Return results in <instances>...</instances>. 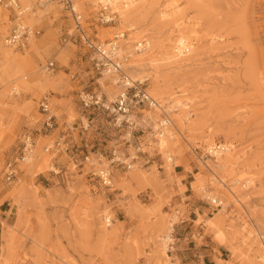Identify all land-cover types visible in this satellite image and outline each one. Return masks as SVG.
Returning a JSON list of instances; mask_svg holds the SVG:
<instances>
[{
    "label": "rangeland",
    "instance_id": "obj_1",
    "mask_svg": "<svg viewBox=\"0 0 264 264\" xmlns=\"http://www.w3.org/2000/svg\"><path fill=\"white\" fill-rule=\"evenodd\" d=\"M17 1L38 34L22 49L6 46L10 11L0 7V264H177V226L189 212L175 202L174 187L190 188L204 211L194 224L201 223L225 246L214 264H264L258 237L264 236V0H136L126 10L134 30L113 9V21L102 24L100 4L72 0L81 8V26L93 46L82 39L67 6ZM175 13L195 31L180 68L151 61L157 42L173 51L165 21ZM115 34H121L116 44L141 36L150 44L132 56L125 50L118 60L134 85L160 104L133 98L128 115L138 122L132 125L127 116L119 121L116 112L83 107L80 98L82 91L94 92L112 105L120 91L134 92L133 83L114 89L104 79L110 61L94 46H105ZM47 61L54 62L52 71L40 68ZM110 89L114 100L107 95ZM44 95L57 122L49 135L38 131ZM163 128L172 132L166 138L172 142L170 163L156 143ZM24 130L35 137L34 151L29 163H19L18 180L8 182L4 166ZM60 135L67 148L45 152ZM217 142L233 157L222 169L212 167L215 156L207 149ZM114 151L123 162L111 165V185L103 187L91 171L105 166ZM87 155L92 167L84 161ZM211 169L222 182L212 181ZM183 171L185 178L178 176ZM210 197L220 198L222 206ZM192 260L188 264H205L198 256Z\"/></svg>",
    "mask_w": 264,
    "mask_h": 264
},
{
    "label": "built area",
    "instance_id": "obj_2",
    "mask_svg": "<svg viewBox=\"0 0 264 264\" xmlns=\"http://www.w3.org/2000/svg\"><path fill=\"white\" fill-rule=\"evenodd\" d=\"M45 2L49 1H57L58 3L63 4L64 6H67L69 11L72 14V18L75 22V28L77 31H79L82 39H84V42L88 44V46H93L89 38L85 35L84 30L81 26V15L76 13L71 9V3L72 0H42ZM0 7L10 11V20H9V28L8 32L4 36V44L8 47H12L13 49H22L26 47L30 40L38 34V30H35L31 28L30 25H28L24 21V12L26 10L25 7H23L17 0H0ZM114 19V16L111 15V12L106 11L105 8H103L99 15L98 20L102 24H107L112 22ZM121 34H115L113 37V40H110L108 42L109 46H114L116 43V38L120 36ZM102 47L101 44H98L94 46L100 54V48ZM188 51L187 48L184 49V52ZM103 57V56H102ZM105 58V57H104ZM109 61V60H108ZM107 69L111 68H119L118 65L113 63L111 65V61L107 62ZM54 67L53 61H47L44 65H42L40 68L44 71H52ZM117 69V70H118ZM130 88L132 87L134 89V92L131 96H129L127 89L122 90L121 93H119L116 101H114L111 105L106 104L104 100L102 99L101 94H97L94 92H81L80 98L82 102L83 107H94L97 109H104L108 110L109 112H116L119 114L120 118L119 121L123 118V120H126V116H128V113L130 111L131 107V101L133 98H136L138 102L146 103L149 106H155L157 104L156 100L149 95L144 89H142L137 84L129 85ZM39 111L42 115V119L40 122V127L38 131L40 133H44V135L51 134L56 128H57V122H56V116L54 113L51 112V107L49 105V97L47 95H44L41 97L38 103ZM168 123V120H163V126ZM83 128H86L83 126ZM162 132V131H161ZM19 145L15 152V156L12 157L10 160H8L4 166V177L5 180L8 182L11 181H17L19 177V163L25 162L30 156H32L34 151V144H35V137L32 133V131L24 130L20 133L19 137ZM68 143L66 142L64 135L58 136L56 139H54L52 142L46 144L44 147L45 150H56L61 151L62 149L67 148ZM212 152L215 151L221 152L223 151L224 145L222 143H214L213 147H211ZM211 151L209 153L212 156H215L212 154ZM84 161H87L89 165L92 167L94 165V162L91 160V158L87 155L84 157ZM107 164L105 166H101L97 169H94L91 171V175L93 177L97 178L98 183L103 187H109L111 185V165L113 164H121L122 157L120 153L117 151H114L112 156L110 154V157L107 158ZM127 167H131V165L127 164ZM55 172V171H54ZM170 249V248H169Z\"/></svg>",
    "mask_w": 264,
    "mask_h": 264
},
{
    "label": "bare ground",
    "instance_id": "obj_3",
    "mask_svg": "<svg viewBox=\"0 0 264 264\" xmlns=\"http://www.w3.org/2000/svg\"><path fill=\"white\" fill-rule=\"evenodd\" d=\"M24 1H26L28 3V5L31 4V0H24ZM135 1L136 0H90L91 4L93 6H99V4H100L102 9L103 8H105V9L108 8L110 10L113 9L114 11H116L118 13L119 17L121 18V21L123 22L124 26H127L126 28L128 30H134L135 29V27H134L135 24H130V23L128 24L129 21H127V20H129V19H127L128 17H126V10L128 8H130L131 6H133ZM37 2H38V4H41L42 6H44V5L49 3L48 1L45 2V1H42V0H38ZM70 5H71V9L73 11H75L76 13H79L81 11V8L79 7V5L75 1L73 3H71ZM114 11L111 10V14H113ZM175 14L176 15H173L169 20L168 19L166 21L164 20L166 24H169V26L171 25V27L169 28L168 34L167 35L165 34V35L167 36V39L169 41L172 42L171 39H173L174 47L171 48L173 51L169 50L168 48L160 49L161 46L157 42L153 46V48H152L153 50H151V51H153V54L156 55L154 58H151V61L153 62L155 60L156 61H159V60L162 61L163 60V61H165V64L167 63V65L170 64V65H174V66H177V67L180 68L181 64L185 61L184 58H183L184 56H186V54H183L184 49L187 48L188 51H189V46L187 45V42L189 41V39L191 38L192 35H195L194 34L195 31L192 30L191 28H189L188 26L184 25V22H181L182 18H181V16H179V14H177V13H175ZM164 26H166V25H164ZM159 27L161 28L160 24H159ZM158 34H160V33H158ZM139 38H141V40H138V41H133V39L126 38V39L123 40V43H121V44H116L115 43L114 46H109V44H105V46H102L100 48V54H99L100 56L105 57V59L107 61L108 60L111 61V65H113V63H115L116 65L119 66V68H121V69L111 68V69L105 70V75H104L105 78L104 79L105 80L108 79L109 82L114 87V89L115 88H123L125 85L132 84L133 81H134L133 77H130V76H128L125 73V71L123 70L124 66L121 65L118 60L123 58V54H124L125 50L128 52L127 54H130L132 56L134 54V52L139 51V52L142 53L143 49H145L146 47L150 46L149 41L147 40V38L145 36H141ZM158 41L160 42V40H158ZM132 42H136V43L132 45L131 44ZM6 50H4L2 52V56H4V57H7L10 54V52H8ZM142 78L141 79L139 78V79L142 80ZM108 88H109V86H108ZM121 92L122 91H120V93ZM158 94H161V93H158ZM107 95H108L109 99H113V98L115 99V97H116L115 96V92L112 91L111 89L109 91H107ZM49 105H50V102H49ZM157 106L160 107V104H157ZM50 107H51V105H50ZM51 112L53 113L52 108H51ZM131 116H132V119H131ZM133 117H135L134 114H129L127 116V120L129 121V125H132L134 122H138V121L133 120ZM177 119H178V122L181 123L182 118L178 117ZM170 122H171V120H170ZM161 123H163V120H161ZM158 136L159 137H158L156 143L157 144L159 143V147L162 150V153L163 154L164 153L167 154L168 150H170V151L172 150V142H169L168 140H166V138H170V137L172 138V132H171V130L164 129L162 132H158ZM211 147H213V144H210L207 149H208V151L212 152ZM224 148L225 149L223 151L226 150V146L225 145H224ZM44 151L45 152L46 151L49 152L48 150H45V149H44ZM223 151H221V152L215 151L214 153L212 152V154L215 155V159L211 162V163H214L213 166H212L213 168L222 169L223 167L231 165V161L233 160L232 159L233 158L232 154H231V156H229V155L225 154V152H223ZM30 157L24 163H29V161L31 159ZM166 159L168 160V163H170L171 160H172V158L168 154L166 155ZM171 166L172 165H169V168H171ZM211 171H212V173L214 175V177L212 178V181L213 182H215V181L222 182L220 180V178L216 175V173L212 169H211ZM134 172H135V170H134ZM134 172L132 174L136 175L137 172L136 173H134ZM133 177H134V175H133ZM245 183H249V182L246 181ZM226 189H227L228 193L231 194L233 197L236 196L234 188L226 187ZM262 198H264V197H262ZM210 200L212 202L220 204L222 206L223 201L220 198H218V197H210ZM262 217H264V216H262ZM163 219H165V217ZM104 223H105L106 226H109L112 223V221L110 220V217L108 215L105 216ZM164 223H162V226L165 225ZM172 226H173V224L169 223V225L166 226V228H167L166 231L164 232V238H163V240H164V243H163L164 244V247H163L164 251H163V253L164 254H166L165 251H166V247L168 245V241L171 240L169 232H170V230L173 229ZM259 231H260V228H259ZM258 237L260 238L261 243L264 244V236H262L259 233ZM169 245H171V243H169ZM170 249H171V247H170Z\"/></svg>",
    "mask_w": 264,
    "mask_h": 264
},
{
    "label": "crops",
    "instance_id": "obj_4",
    "mask_svg": "<svg viewBox=\"0 0 264 264\" xmlns=\"http://www.w3.org/2000/svg\"><path fill=\"white\" fill-rule=\"evenodd\" d=\"M73 132V131H72ZM68 132V135L72 133ZM188 173L184 172L178 175L179 177L185 178ZM183 189L180 193L179 189ZM173 190L176 192L174 200L177 204L184 203L189 214L186 219L181 221L180 225L177 226V240L178 249L175 253L177 258V264H188L193 262L196 256L200 257L205 264L208 262L215 263V259H221L222 253L225 251L223 243L215 241L211 233L204 232V226L194 224L198 215L204 213L202 211V205L199 204L195 199L192 200L191 190L189 187H174ZM189 196V199L184 200L183 197ZM182 250V251H181Z\"/></svg>",
    "mask_w": 264,
    "mask_h": 264
}]
</instances>
